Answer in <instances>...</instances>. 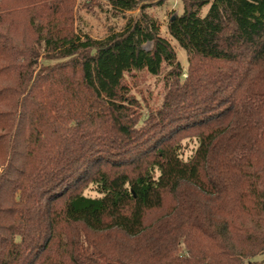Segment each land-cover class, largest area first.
Wrapping results in <instances>:
<instances>
[{
  "label": "trees",
  "instance_id": "1",
  "mask_svg": "<svg viewBox=\"0 0 264 264\" xmlns=\"http://www.w3.org/2000/svg\"><path fill=\"white\" fill-rule=\"evenodd\" d=\"M141 1L103 0L124 24L93 38L75 0H0V264H258L264 0H180L168 37Z\"/></svg>",
  "mask_w": 264,
  "mask_h": 264
},
{
  "label": "rangeland",
  "instance_id": "2",
  "mask_svg": "<svg viewBox=\"0 0 264 264\" xmlns=\"http://www.w3.org/2000/svg\"><path fill=\"white\" fill-rule=\"evenodd\" d=\"M148 6L146 12L153 17L160 26V35L168 37L166 25L169 17L173 14L182 12V2L180 0H143L140 6ZM75 15V27L93 38H103L111 31H118L124 24V20L120 17L113 18L105 12V3L103 0H75L73 9ZM206 8L203 9V13ZM132 16L139 14V9L130 13ZM177 59L182 67V78L186 77L187 60L186 55L174 43ZM145 50L150 49V45H143ZM55 63L54 61L51 64ZM40 64V63H39ZM131 93L142 105L143 117H145L150 109L156 108L162 101L164 95L163 75L152 77L147 74H141L131 81ZM197 143L193 139L183 140L179 145L181 158L187 161L194 150ZM83 194L88 197H96L94 186H89ZM258 264H264V252L254 259Z\"/></svg>",
  "mask_w": 264,
  "mask_h": 264
}]
</instances>
